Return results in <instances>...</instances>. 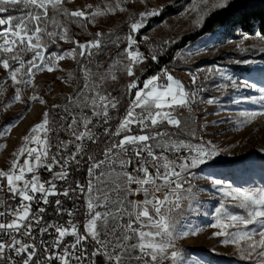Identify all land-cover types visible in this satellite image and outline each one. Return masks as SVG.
Masks as SVG:
<instances>
[{"label": "snow or ice", "instance_id": "1", "mask_svg": "<svg viewBox=\"0 0 264 264\" xmlns=\"http://www.w3.org/2000/svg\"><path fill=\"white\" fill-rule=\"evenodd\" d=\"M65 3L66 0H0V14L10 10L20 13L0 16V70L4 72L0 96L10 81L12 99L23 102L22 90L34 86L36 74L62 70L59 62L65 59L74 60L80 73L79 78L76 71L61 78L77 82V87L65 98L63 107L52 106V110L61 111L59 121L52 118L50 111L44 112L41 122L22 138L24 143L13 153L8 170H0V194L19 201L11 204L0 195V264H183V254L174 241L196 234L195 230L178 231L184 208L191 209L197 200L196 182L203 178L197 173L220 155L211 141L204 140L203 133L210 125L225 122L207 121L205 110V122L201 123L194 108L219 101L201 96L206 89L197 83V74H189L194 87L188 89L167 69L163 76L149 77L142 87L138 79H132L124 97L113 95L105 87L109 80L118 79L113 69L135 77L136 66L145 59L135 33L158 11L142 12L139 18L129 21L125 46L116 53V57L127 60L126 64L111 57L107 65L96 63L94 70V57L110 46L120 49L121 37L107 34L105 39L106 34L96 32L89 33L93 35L91 40L81 42L71 35L69 25L86 28L97 17L123 12V0H118L116 7L96 6L89 12L70 11ZM198 4L208 5L209 0H198ZM230 4L231 0H215L209 11L225 9ZM208 14L200 15L198 25ZM256 37L264 41V34L257 33ZM61 41L73 47L61 52L49 50ZM151 59L158 60V55L153 54ZM206 71L224 76L219 67ZM227 79L237 93L233 103L247 100L264 105V87L247 80ZM219 87L223 90L227 86ZM246 89L259 95L241 97L239 94ZM125 97H130L126 104ZM30 100L45 103L36 95ZM236 116L241 118L239 125L246 126L264 117V110L242 111ZM58 130L69 139H58L53 144L52 134ZM90 145L95 147L89 150ZM3 147L6 145H0ZM82 161L84 180L73 181L72 171L78 170ZM41 169L50 173V179L41 180ZM203 179L212 188L222 190L211 224L217 229L213 235L221 237L224 245H234L240 258L249 264H264V188H225V182L212 175ZM57 182H62L63 187ZM81 199L80 207L75 203L73 208L64 207L65 200ZM33 204L44 206L33 211ZM49 205L56 216L67 215L69 219L64 223L45 222ZM81 209L83 231L74 219ZM37 230L39 243L34 235ZM50 234L54 235L49 245L44 236ZM68 238L71 242H66Z\"/></svg>", "mask_w": 264, "mask_h": 264}, {"label": "rangeland", "instance_id": "2", "mask_svg": "<svg viewBox=\"0 0 264 264\" xmlns=\"http://www.w3.org/2000/svg\"><path fill=\"white\" fill-rule=\"evenodd\" d=\"M213 2L215 0H209L208 5H202L198 4V0H123L122 6L126 9L125 11L117 10L114 14L97 17L96 21L88 24L86 28L76 24H71L69 27L71 35L81 42L91 40L96 32L106 34L105 39L107 34H112L113 38L121 37L120 49L110 46L102 55L94 57L92 66L95 70L96 63L107 65L111 57L120 59L121 64H126L127 60L116 57V53L125 46L124 40L130 31L129 21L139 18L142 12L157 10L158 14L147 18L141 29L145 32L141 33V30L139 32L145 59L141 65L136 66L135 77H128L125 72L113 69L118 79L109 80L105 85L106 89L113 95L124 97L126 86L132 79H138L142 87L143 82L149 77L163 76L164 69H167L175 78L182 80L188 89H192L194 85L191 83L189 74H197L200 78L197 83L206 89L201 96L205 99L215 97L219 101L215 105L201 103L195 106V112L201 117L200 122H205V110L207 121H225L218 122L214 127L210 125L203 133L204 140L211 141L220 155L204 165L198 177L206 178L212 175L224 181L225 188L228 186L264 188V168L260 167V160L264 159V117L246 126H240L241 118L236 116L242 111H262L264 105L247 100L233 103L232 98L236 97L237 93L231 88V83L227 79L232 77L240 82L247 80L255 83L257 87H264V62L260 59V55L264 54V51L260 50L264 48V41L258 40L256 34H244L240 28L236 27L235 35L226 36L214 31L185 45L180 44L185 37L200 30L207 18L216 11H209ZM117 3L118 0H71V2L66 0L65 7L70 11L81 9L89 12L96 6L104 9L107 5L116 7ZM88 5H92L93 8L89 9ZM194 8H198L199 11L193 10ZM204 12L209 14L204 17L202 25H198L199 17ZM19 14L16 10H10L0 16ZM123 29L125 30L124 38L121 33ZM72 47V44L61 41L58 46H51L49 50L61 52L70 50ZM169 51L172 52L170 56L167 55ZM153 54L158 55V60L151 59ZM166 55L169 57L168 62L161 63V57ZM152 62L159 63L161 68L155 74L143 78L147 74V65ZM244 66L252 70L249 72L241 70L240 67ZM215 67L223 70V77L207 73L208 68ZM59 68L62 70L37 73L33 82L34 86L24 87L22 90L23 102L12 99L14 89L10 81L5 85L7 91L0 96V145H6V147L0 148V170H8L14 158L13 153L24 143L22 138L35 124L41 122L43 113L50 111L54 119L52 106L63 105L65 98L77 87V82L61 79L66 78L70 71H76L77 77H80L76 62L65 59L59 62ZM205 76L209 78L205 79ZM3 77L4 72L0 70V78ZM161 83H164L163 79ZM222 84L227 86L223 90L219 87ZM33 95L41 97L45 103L31 101L30 97ZM239 95L247 97L259 95V93L246 89ZM128 98L125 97V104ZM214 112L218 115H213ZM5 130H8L7 134H4ZM245 159L255 163V166L249 168L252 175L246 176V172L239 170H233L231 174H228L227 170L221 168L229 167L233 162ZM255 172L260 173V178L254 177ZM203 178L196 182L199 191L194 206L191 209L185 206L178 226V231L191 233L195 230L196 234L177 237L174 241L176 249L183 254V264H194V262L196 264H242L246 261L240 258L236 247L231 244H222V238L213 235L217 229L212 228L211 224L214 222V210L218 207V202L222 200V190L212 188ZM231 258H235L238 262H234Z\"/></svg>", "mask_w": 264, "mask_h": 264}, {"label": "trees", "instance_id": "3", "mask_svg": "<svg viewBox=\"0 0 264 264\" xmlns=\"http://www.w3.org/2000/svg\"><path fill=\"white\" fill-rule=\"evenodd\" d=\"M236 27L240 28L244 34H264V0H233L229 7L213 12L207 18L204 26L200 30L185 37L180 44L185 45L198 37H201L208 33H212L214 31H217L219 32V34H224L226 36L235 35L234 30L236 29ZM220 29L222 31H219ZM143 32H145V30H141V33ZM121 33H123L124 38L125 30L123 29ZM180 44L178 46H180ZM172 52L169 51L167 55L170 56ZM167 55L166 57H161V63L168 62L169 57ZM260 56V59L264 62V54ZM147 68V74H145L143 78H145L147 75L155 74L156 71L161 68V65L159 63L153 64L152 62L147 65ZM240 68L241 70L247 72L252 70L247 66ZM260 162V167L264 168V159H261ZM250 166H255V163L252 162V160L248 161L247 159H245L244 161L233 162L229 167L221 168L227 170L228 174H231L233 170H239L246 172V176H248L252 175L251 171L249 170ZM255 174V178H257V176L258 178H260V173L255 172ZM231 259L234 262H238V260H236L235 258ZM242 264H249V262L246 261Z\"/></svg>", "mask_w": 264, "mask_h": 264}, {"label": "built area", "instance_id": "4", "mask_svg": "<svg viewBox=\"0 0 264 264\" xmlns=\"http://www.w3.org/2000/svg\"><path fill=\"white\" fill-rule=\"evenodd\" d=\"M139 32L135 33V36H136L137 42H138L137 46H138L139 51L144 55V52H143L144 49L142 47V41L140 39ZM139 65H141V64H139ZM61 107H63V105H61ZM53 115H54V120L59 121V118H60V115H61V111L59 109H56V110L53 111ZM120 115H123V108L121 109ZM115 123L116 122L114 121L113 124H115ZM51 138H52L53 144H55L58 139H69V137L63 131H59V130L57 131V133L52 134ZM94 147L95 146L90 145V149L89 150L93 149ZM53 152H55V148L53 149ZM55 170L58 171L59 169H55ZM84 172H85V165H84V162L82 161L80 168L78 170L72 171L71 179L73 181H75V180L83 181L84 180ZM198 173H197V175H198ZM40 176H41V180L42 181H47L48 179H50V173H48L46 170H43V169L40 170ZM57 183H58V186L63 187L62 182H57ZM0 195H3L4 198L6 200H8V202L11 203V204L19 203L18 200L17 201H12L10 199V197L8 196V194H6V193L5 194H0ZM52 199L54 200L55 198H52ZM61 199H63V198H61ZM134 199H142V197H134ZM74 203L76 204L77 207H80L82 205V199L80 201H76V202H69V201L65 200L64 201V207L65 208H73V204ZM41 206H44V205H42V204H40V205L33 204V211H35L36 208L41 207ZM46 207H47L48 210L45 213V222L56 221V222H59V223H64L66 220L69 219V217H67V215H63V216H60V217L56 216V214L53 211V206L52 205H49V206H46ZM5 219H11V218L10 217H6ZM74 219L76 221L80 222L81 231H83L84 217L82 215V209H81L80 214L76 215ZM34 235H37V243H39L40 237L38 235V230H37V232H34ZM53 235L54 234H50V235L44 236L45 242L48 243L49 245L51 244V241L53 239ZM0 238H3V237H0ZM4 239H6V238H4ZM66 242H71V238H68V240ZM40 255H41V259H42L43 253H41Z\"/></svg>", "mask_w": 264, "mask_h": 264}]
</instances>
